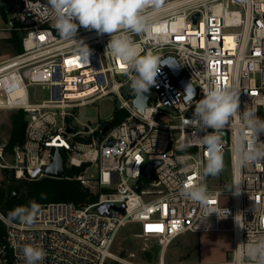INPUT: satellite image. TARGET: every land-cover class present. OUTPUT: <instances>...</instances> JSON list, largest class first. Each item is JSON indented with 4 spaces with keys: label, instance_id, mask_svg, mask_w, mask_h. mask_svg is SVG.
I'll use <instances>...</instances> for the list:
<instances>
[{
    "label": "built area",
    "instance_id": "2783aa9c",
    "mask_svg": "<svg viewBox=\"0 0 264 264\" xmlns=\"http://www.w3.org/2000/svg\"><path fill=\"white\" fill-rule=\"evenodd\" d=\"M46 4L8 0L9 16L0 13V32L20 34L22 47L0 61V110H20L26 120L24 142L13 149L9 164L3 163L0 147V171H10L15 180L38 181L57 151L64 154V170L82 169L73 179L97 198L84 206L41 204L30 225L10 222L0 211V264H23L28 245L45 251L43 264H233L239 243L242 251L248 241L264 237V160L237 165L234 137L241 121L234 118L223 130L233 189L210 187L211 176H202L207 152L197 138L204 132L191 121L195 101L216 84L239 93L241 112L248 108L264 118V0H164L158 27L132 35L141 54L151 50L162 56L155 83L141 95L147 98L143 110L134 104L138 96L129 87L130 70L105 54L109 35L79 28L76 39L91 50L81 56L76 43L60 38L52 19L43 18ZM35 87L48 90L49 99L34 102L29 91ZM110 96L124 113L122 120L104 134L101 129L112 117L80 129L73 110ZM258 140L264 142V132ZM190 181L206 183L209 207L221 217L225 209L227 216L213 212L205 218L201 206L180 194ZM105 204L123 211L100 213ZM223 221L230 222L233 242L224 262L165 261L178 237L224 230ZM128 225L142 241L157 242V262L111 252L119 230Z\"/></svg>",
    "mask_w": 264,
    "mask_h": 264
},
{
    "label": "clouds",
    "instance_id": "9594fccd",
    "mask_svg": "<svg viewBox=\"0 0 264 264\" xmlns=\"http://www.w3.org/2000/svg\"><path fill=\"white\" fill-rule=\"evenodd\" d=\"M164 6V0H47L42 5L44 19L51 18L60 38L74 41L81 56L87 57L91 50L76 36L79 28L95 30L98 35L108 34L110 39L105 54L111 56L130 70L129 87L134 96L147 93L155 83L160 71L161 58L151 50L141 54L132 35L142 36L157 28V16ZM234 118L241 121L240 129L234 137V152L238 166L264 160V142L258 140L264 132V118L246 108L239 110V93L228 86H210L203 92L202 99L195 101L192 123L204 134L197 135L200 144L207 152L202 176L218 178L224 171L223 130ZM189 122V121H188ZM208 129H212L208 132ZM189 145L181 146L183 151ZM227 187V186H226ZM233 188L229 187L228 190ZM238 194L239 191H236ZM180 194L201 206L205 218L215 212L209 207L211 193L204 182H188L182 186ZM39 212V205L30 201L28 205L18 206L8 214V220L30 225ZM233 259V264H264V237L241 244ZM23 264H43L46 253L31 245L22 249Z\"/></svg>",
    "mask_w": 264,
    "mask_h": 264
},
{
    "label": "rangeland",
    "instance_id": "374dc122",
    "mask_svg": "<svg viewBox=\"0 0 264 264\" xmlns=\"http://www.w3.org/2000/svg\"><path fill=\"white\" fill-rule=\"evenodd\" d=\"M3 11L7 12L9 16V8H8V0H0V13ZM11 32H0V61L6 59L8 56L14 55L13 45L6 41L11 37ZM21 38V35L18 34ZM34 93V102H40L42 100L49 99V92L46 89H42L40 87H35L29 91L30 98H32V94ZM118 102L114 98V96H110L106 99H102L96 101L95 103L80 107L78 109L73 110V114L75 115V120L82 129L83 125H89L91 128L95 127L98 123L108 122L111 117L114 116L116 111L118 110ZM17 111H7L0 110V147L5 146L8 141V136L10 133V115ZM224 171L218 178H213V180L209 183L210 187H221L222 189H228L230 187V167L228 156L225 155ZM11 161V156L8 154H3V163L9 164ZM223 181L222 185L219 186L217 183ZM8 184L14 187L17 185V181L8 182V180L4 176L3 170L0 171V189L6 190ZM227 186V187H226ZM108 190H102V193H108ZM10 194L16 195L15 191L11 189ZM145 201L148 198H144ZM87 205V204H86ZM84 206V205H83ZM136 227L133 225H128L119 230L116 238L114 240V244L112 246L111 252L114 255H117L121 258H124L129 253L135 254V259L140 260L145 263H154L157 262L159 246L155 241L144 242L136 236ZM199 235L195 233H187L178 237L176 240L170 243L167 248L165 261L167 263H195L203 260V251L199 248ZM212 241L208 243L209 254L208 261L213 257H217V246ZM228 258V257H227Z\"/></svg>",
    "mask_w": 264,
    "mask_h": 264
},
{
    "label": "trees",
    "instance_id": "16d2710c",
    "mask_svg": "<svg viewBox=\"0 0 264 264\" xmlns=\"http://www.w3.org/2000/svg\"><path fill=\"white\" fill-rule=\"evenodd\" d=\"M11 37L6 39L13 46L14 55L22 51L21 38L18 33L11 31ZM124 116L121 111H116L110 126L118 124ZM26 120L22 111L18 110L10 115V133L7 144L3 152L11 156L13 149L22 146L24 142V131ZM64 159V154H61ZM82 169H65L66 177L63 179L42 178L38 181L15 180L9 177L10 171L3 170L8 182L17 181L14 187L8 184L6 190L0 189V211L8 218L10 211L18 206L28 205L30 201H35L38 205L50 202H69L75 206H83L96 201V196L84 189L73 179ZM11 189L15 191V198L10 194ZM4 234V228L0 225V239Z\"/></svg>",
    "mask_w": 264,
    "mask_h": 264
},
{
    "label": "crops",
    "instance_id": "0c3cea01",
    "mask_svg": "<svg viewBox=\"0 0 264 264\" xmlns=\"http://www.w3.org/2000/svg\"><path fill=\"white\" fill-rule=\"evenodd\" d=\"M221 227L224 230L221 231H215V232H201V233H195L199 235V250L203 251V260L198 262H204V263H222L224 262L227 257L229 256L232 247V234L230 231L227 230V228L230 227L229 221H223L221 222ZM214 241L215 246H217V257H213L211 259H208L209 247L208 243Z\"/></svg>",
    "mask_w": 264,
    "mask_h": 264
},
{
    "label": "water",
    "instance_id": "95a60500",
    "mask_svg": "<svg viewBox=\"0 0 264 264\" xmlns=\"http://www.w3.org/2000/svg\"><path fill=\"white\" fill-rule=\"evenodd\" d=\"M197 18H198V16L196 15L194 17V19H197ZM146 101H147L146 97L138 96L137 99L134 101V104L137 107H139L141 110H143L145 107ZM108 127H109V123H106L103 126V128L101 129V134H104ZM68 131H70V130H68ZM109 144H110V142H109ZM153 166H154V164L149 165L147 167L145 173L143 174V177L146 180L151 179V171H152ZM44 175L46 178H52V179H63L66 177L63 160L57 151H55L53 162L46 168ZM9 177L11 179V178H13V175L10 174ZM140 188H141V186H138L136 188V190L138 191ZM12 198H15L14 194H12ZM109 209H114L118 212L123 211V208H115L113 205L105 204L99 208V212L100 213H107Z\"/></svg>",
    "mask_w": 264,
    "mask_h": 264
},
{
    "label": "snow or ice",
    "instance_id": "6c2138e0",
    "mask_svg": "<svg viewBox=\"0 0 264 264\" xmlns=\"http://www.w3.org/2000/svg\"><path fill=\"white\" fill-rule=\"evenodd\" d=\"M123 67V66H122Z\"/></svg>",
    "mask_w": 264,
    "mask_h": 264
}]
</instances>
